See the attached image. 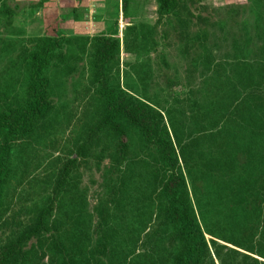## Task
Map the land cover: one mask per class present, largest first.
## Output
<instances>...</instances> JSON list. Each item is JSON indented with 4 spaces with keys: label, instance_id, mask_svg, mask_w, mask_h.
Listing matches in <instances>:
<instances>
[{
    "label": "rangeland",
    "instance_id": "rangeland-1",
    "mask_svg": "<svg viewBox=\"0 0 264 264\" xmlns=\"http://www.w3.org/2000/svg\"><path fill=\"white\" fill-rule=\"evenodd\" d=\"M180 3L183 7L179 13L158 17L155 0H129L125 12L121 10L120 0H0V41L13 43L6 54L9 60H0V92L7 96L1 105L21 101L26 72L18 55L42 36L48 20H57L63 56L51 60L43 72L49 80V114L39 121L33 134L12 144L10 176L0 192V239L19 231L17 228L28 224L44 208L49 209L47 222L50 224L57 218H70L66 216L64 202L73 199L75 194L78 205L69 204L68 209L74 212L70 214L74 221L84 225L90 240L88 248H93L105 234L104 227L100 226L110 222L120 226L126 221L124 209L117 212L111 207V183L117 182L125 167L137 166V171L141 161L149 160V153L132 129L124 125L128 154L118 167V173H111L116 139L108 127H97L102 113L91 85V42L101 35H110L115 28L119 48L114 66L107 72L110 86L153 106L162 115L167 129V121L171 119L178 136L174 141L177 155L180 146L188 145V138L199 136V130L205 133L211 129L210 133H215L226 127L224 118H205L204 112L212 110L214 105L221 108L219 115L228 107L230 132L241 126L252 131L264 127V122L261 123L263 109L257 107L258 103L264 104V0H200L193 6L187 0H180ZM187 11L193 16L188 17ZM199 15L204 23L197 19ZM201 32L205 38L191 37ZM242 66L251 71L249 82H241ZM242 103L248 111L236 112V107H241ZM235 136H232L234 140ZM262 136L261 140L252 134L242 137L245 142L241 140L239 155L243 163V148L253 143L254 169L264 177V129ZM74 158L76 163L63 179L56 200L47 207L62 165ZM189 159L193 160V156ZM179 164L196 224L207 244L209 257L205 264H220L211 241L225 246L220 252L227 264L233 260L237 263L247 261L243 256L264 264L257 256L264 254V224L261 223L264 181L260 189L248 177L250 182L240 187L242 191L234 190L239 198L234 205L226 197L215 202L213 197L217 196L219 187L217 183L212 188L211 183L220 182L218 177H222V169L217 165L213 169L218 174L216 177L214 173L200 177L205 170L200 164L190 161L186 168L180 161ZM153 165L150 157V180ZM137 181L134 176L132 198L137 196ZM158 190L151 189L150 220L139 234L135 252L141 254L143 246L147 250L154 247L155 252L165 256L166 264H170L172 240L161 225V219L157 218ZM244 191L245 194L240 193ZM205 192L212 206L210 210L205 206ZM256 209H260L259 219L249 215ZM233 221L236 222L235 231L230 230ZM252 221L261 223L257 224L253 236L245 231L253 225ZM158 228L163 232L156 234L159 239L155 236ZM205 229L213 232L214 237L229 241L240 238V243H251L252 252L217 240ZM149 235L153 237L151 241L146 239ZM31 245L35 247L34 240L25 245V250L33 249ZM45 246H42L44 254L39 264H49L50 260L54 264ZM227 249L239 254H229ZM40 251L41 247L37 248L36 254Z\"/></svg>",
    "mask_w": 264,
    "mask_h": 264
},
{
    "label": "trees",
    "instance_id": "trees-1",
    "mask_svg": "<svg viewBox=\"0 0 264 264\" xmlns=\"http://www.w3.org/2000/svg\"><path fill=\"white\" fill-rule=\"evenodd\" d=\"M155 1L158 17L179 13L183 7L180 0ZM187 1L193 6L197 5L200 0ZM128 2L129 0H120L122 11L125 12ZM185 14L188 17L193 16L188 11ZM11 17L12 13H10L9 19ZM197 19L204 23V18L200 15ZM116 35L117 29L115 28L110 35H101L91 42L90 57L93 70L91 85L95 88L96 99L99 102L102 113L97 127H108L116 139L114 146L116 156L111 173H118V167L128 154L129 144L124 125L132 129L140 143L149 153V160L147 162L141 161L137 171L135 170L137 166L125 167L117 182L111 183V207L117 212L120 209H124L126 221L120 226L112 225L111 222L108 225L100 226L99 228L104 227L105 234L100 236L93 248H88L90 240L84 225L77 224L73 217L70 216L74 212H69L68 209L69 204L73 205L75 203L78 205V196L75 197V194L72 196L73 199L64 202V210L67 212L66 216L70 218H65L64 220L57 218L56 220L58 221L52 220L50 224L49 221L47 222L49 209L44 208L28 224L17 228L19 231L11 234L9 238L0 239V264H39L40 258L44 254L43 245H46V250L50 253L48 257L54 259V264H166L165 256L155 252L154 247L151 250H147L143 246L141 254L135 252L136 244L139 243V234L150 220L152 211L151 189L156 190V188H159L155 199L157 201V218L161 219V225L165 230H168L172 240L170 264H205V260L209 257L207 244L196 224L192 206L186 194L185 179L181 173L179 161L185 168L190 161L195 165L200 164L202 169H205L204 173L200 174V177L210 176L212 173L216 177L218 174L216 175L213 169L217 165L222 169V177H218L222 187H220L221 183L216 180L211 183L212 188L217 183L219 187L217 196L213 197L215 202L226 197L234 205V201L239 199L234 194V190L249 184L248 177L252 178L254 184H258L261 189L260 185L264 181V177L259 176L254 169L256 164L253 161L255 152H252L254 144L248 143L243 148L242 154L245 152L243 163L240 162L239 145L242 143L241 140L245 142L242 139L245 135L249 137L252 134V136L259 137L261 140L264 127H257L252 131L248 127L244 128L241 126L237 130L230 132L228 124L230 121L229 111H226L228 107L225 108V114L222 112L221 114L223 115H219L221 108L217 109L216 105H214L212 110L208 109L204 112L206 113L205 118L207 120H210L212 116L224 118L226 127L215 133H210L211 129L205 133L199 130L197 134L199 136L188 138V145L180 146L177 155L174 141L178 140V136H176L171 119L167 121L169 127L167 129L162 115L153 106L134 98L118 87L113 88L110 86L107 72L114 66L116 54L118 53L119 42L115 38ZM191 37L196 39L201 37L203 39L205 34L204 32L195 33ZM61 39L57 20H48V25L42 36L33 42L31 48L24 49L18 55V58L23 60L25 64L26 83L21 101L19 100L14 105L0 104V192L1 186L10 176V150L13 142L33 134L39 121L43 120L50 112L49 80L43 75V72L51 60L56 58L59 60L63 57L60 50ZM12 45V41H0V60H9L6 54L12 48ZM240 74L241 82H249L251 71L248 68H243L242 66ZM5 98L7 96L0 92V102ZM257 107H262L263 109V111L261 110V123H263L264 104L258 103ZM243 110L248 111L244 103L241 104V107H236V112H243ZM246 116L250 120V116L248 114ZM235 126L234 124L233 128ZM234 134L240 136L236 137ZM232 136H235L236 139L234 140ZM257 142L258 140L256 139L255 143ZM191 156H193V160L189 159ZM150 157L151 161L154 162L153 166H155L152 168L153 175L151 180ZM75 163L76 159L74 158L67 160L62 165L59 179L55 183L56 185L47 207H50L56 200V196L62 187L63 179L68 174L69 169L74 167ZM250 163L251 165L254 164L253 168H251ZM246 167L247 169H245ZM134 176H137L138 179L136 183V198H132L130 194L134 190V187H132ZM153 183L156 184L154 188H152ZM240 191L242 190L240 189ZM240 193L245 194V191ZM204 195L207 201L205 206L210 210L212 206L207 196L208 193L205 192ZM124 197L125 200H123ZM122 201L123 203H121ZM259 211L260 209L252 210L249 215L259 219ZM117 217L119 218V215ZM261 223L264 224V215ZM261 223L255 221L252 226L245 228V231L253 236L256 232L257 224L261 225ZM231 225L232 228L230 230L235 231L236 222L233 221ZM205 230L209 236L217 240L232 244L239 250L252 252L251 243H240V238L233 241L224 240L220 236L214 237L213 232L208 229ZM155 231V236L157 233H163L159 228ZM261 234L263 236V233ZM243 235L248 236L247 234ZM156 237L159 239L158 236ZM152 238L149 235L146 239L151 241ZM30 240L35 241L36 249L41 247L39 255L36 254V249L33 245H31L33 249L25 250L24 247ZM210 244L216 260L220 264H227L220 252L225 246L213 241ZM147 251L150 253H147ZM227 253L239 254L231 249H227ZM257 256L264 260V254L258 253ZM243 257L250 261V264L262 263L248 256ZM247 261L237 263L233 260L231 264H246ZM49 264H53V262L50 260Z\"/></svg>",
    "mask_w": 264,
    "mask_h": 264
}]
</instances>
